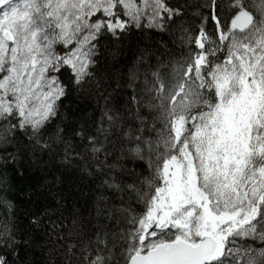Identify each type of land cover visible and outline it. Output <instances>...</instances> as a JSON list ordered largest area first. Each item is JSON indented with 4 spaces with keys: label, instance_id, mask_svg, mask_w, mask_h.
Wrapping results in <instances>:
<instances>
[{
    "label": "snow or ice",
    "instance_id": "6c2138e0",
    "mask_svg": "<svg viewBox=\"0 0 264 264\" xmlns=\"http://www.w3.org/2000/svg\"><path fill=\"white\" fill-rule=\"evenodd\" d=\"M0 264H264V0H0Z\"/></svg>",
    "mask_w": 264,
    "mask_h": 264
}]
</instances>
